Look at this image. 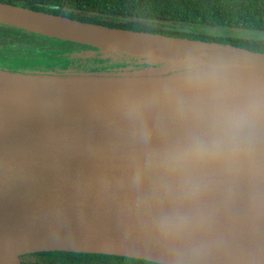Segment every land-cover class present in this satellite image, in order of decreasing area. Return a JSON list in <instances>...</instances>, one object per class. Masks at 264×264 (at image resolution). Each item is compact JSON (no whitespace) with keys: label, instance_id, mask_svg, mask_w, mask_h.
<instances>
[{"label":"water","instance_id":"water-1","mask_svg":"<svg viewBox=\"0 0 264 264\" xmlns=\"http://www.w3.org/2000/svg\"><path fill=\"white\" fill-rule=\"evenodd\" d=\"M0 26L136 61L0 68V264H264V53L4 3Z\"/></svg>","mask_w":264,"mask_h":264},{"label":"trees","instance_id":"trees-1","mask_svg":"<svg viewBox=\"0 0 264 264\" xmlns=\"http://www.w3.org/2000/svg\"><path fill=\"white\" fill-rule=\"evenodd\" d=\"M0 3L110 28L230 44L264 53V38L223 37L211 33L230 29L264 35V0H0ZM65 44L74 46L0 26V68L71 73L73 70L44 64L47 58L64 52L61 47ZM15 59L19 61L16 64ZM109 258L50 252L24 264H98L102 260L106 264Z\"/></svg>","mask_w":264,"mask_h":264},{"label":"rangeland","instance_id":"rangeland-1","mask_svg":"<svg viewBox=\"0 0 264 264\" xmlns=\"http://www.w3.org/2000/svg\"><path fill=\"white\" fill-rule=\"evenodd\" d=\"M206 32L209 33V29H206ZM211 33L214 35H221L223 37L264 38L263 34L258 35L256 32L241 30L217 29L215 31H211ZM61 48L64 52L47 58L44 61L46 66L64 68L68 71L73 70L83 72L88 75H95L102 72H112L113 69L118 70L128 66H136L133 64L136 63L135 59L106 54L79 45L70 46L65 44ZM18 62L19 61L15 59V64ZM157 67H160V65Z\"/></svg>","mask_w":264,"mask_h":264},{"label":"flooded vegetation","instance_id":"flooded-vegetation-1","mask_svg":"<svg viewBox=\"0 0 264 264\" xmlns=\"http://www.w3.org/2000/svg\"><path fill=\"white\" fill-rule=\"evenodd\" d=\"M47 254V253H44ZM43 254L37 255L41 256ZM89 255H95V256H109V255H97V254H89ZM36 257V256H34ZM32 257V258H34ZM110 258L107 260L106 264H156V263H151L143 260H137V259H131V258H126V257H118V256H109ZM30 258V259H32ZM30 259L26 260L25 263H27ZM121 259H126V260H121ZM98 264H104V260H102Z\"/></svg>","mask_w":264,"mask_h":264},{"label":"bare ground","instance_id":"bare-ground-1","mask_svg":"<svg viewBox=\"0 0 264 264\" xmlns=\"http://www.w3.org/2000/svg\"><path fill=\"white\" fill-rule=\"evenodd\" d=\"M0 87H1V85H0ZM22 91L20 90V89H18V88H14V87H12V88H7V90H2L1 88H0V94H20Z\"/></svg>","mask_w":264,"mask_h":264}]
</instances>
